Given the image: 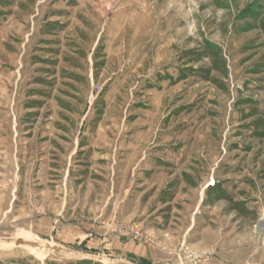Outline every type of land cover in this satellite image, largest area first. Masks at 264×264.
I'll return each instance as SVG.
<instances>
[{
    "label": "rangeland",
    "instance_id": "obj_1",
    "mask_svg": "<svg viewBox=\"0 0 264 264\" xmlns=\"http://www.w3.org/2000/svg\"><path fill=\"white\" fill-rule=\"evenodd\" d=\"M263 218L264 0H0V264H264Z\"/></svg>",
    "mask_w": 264,
    "mask_h": 264
},
{
    "label": "bare ground",
    "instance_id": "obj_2",
    "mask_svg": "<svg viewBox=\"0 0 264 264\" xmlns=\"http://www.w3.org/2000/svg\"><path fill=\"white\" fill-rule=\"evenodd\" d=\"M262 221V223L264 222V218L261 220ZM264 224V223H263ZM263 226V225H262ZM17 239V238H16ZM12 245V242H10V243H6V242H3V243H0V247H5L6 248V246L8 247V246H11ZM31 248V247H30ZM34 253H36V254H38L39 256H43V253H42V251H37V250H35L34 248L33 249H31ZM44 252V251H43Z\"/></svg>",
    "mask_w": 264,
    "mask_h": 264
}]
</instances>
